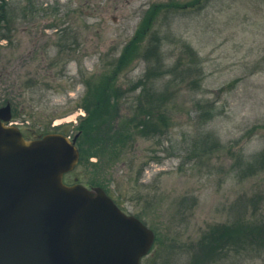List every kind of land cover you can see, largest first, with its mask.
Returning <instances> with one entry per match:
<instances>
[{
	"label": "rangeland",
	"instance_id": "1",
	"mask_svg": "<svg viewBox=\"0 0 264 264\" xmlns=\"http://www.w3.org/2000/svg\"><path fill=\"white\" fill-rule=\"evenodd\" d=\"M3 10L0 107L25 138L81 134L93 111L63 181L103 188L153 231L141 264H264V0ZM150 93L168 94L164 118Z\"/></svg>",
	"mask_w": 264,
	"mask_h": 264
},
{
	"label": "water",
	"instance_id": "2",
	"mask_svg": "<svg viewBox=\"0 0 264 264\" xmlns=\"http://www.w3.org/2000/svg\"><path fill=\"white\" fill-rule=\"evenodd\" d=\"M0 107V264H141L154 233L101 187L67 185L76 136L25 139Z\"/></svg>",
	"mask_w": 264,
	"mask_h": 264
},
{
	"label": "trees",
	"instance_id": "3",
	"mask_svg": "<svg viewBox=\"0 0 264 264\" xmlns=\"http://www.w3.org/2000/svg\"><path fill=\"white\" fill-rule=\"evenodd\" d=\"M8 15L9 14H7V12L5 15L4 10H3V14L0 15V20H3V21H6V19L8 20ZM147 75H149V74L146 73L145 78H149ZM149 89L152 90V87L150 86ZM151 92H154V91L152 90ZM115 94H113L111 97L114 98ZM156 94L150 93L149 95H146V104L149 105L150 111L157 112V116L160 119V118H164V114H165V112H162V110H161L162 105H163L162 101H163V98L167 97L168 94H166V93H159L157 95ZM154 101H156V102H154ZM91 112L92 113L85 115L86 118H82V120H80L81 124L79 126L81 127L82 133L79 134V136L77 138V142H78V147H79V152H80L81 158L83 157L85 150L90 148L89 140L87 139V136L84 134V129L87 128V129L92 130L94 128L95 122H93V119H92L93 118V115H92L93 111H91ZM144 114L148 115V113H144ZM96 118H97V116H96ZM113 150H114V147H113ZM95 152H97V151H95ZM199 264H202V263H199Z\"/></svg>",
	"mask_w": 264,
	"mask_h": 264
}]
</instances>
